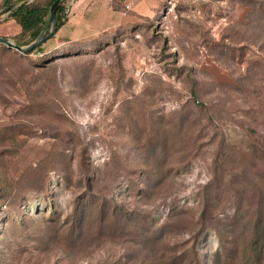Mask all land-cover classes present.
Here are the masks:
<instances>
[{
    "label": "rangeland",
    "instance_id": "rangeland-1",
    "mask_svg": "<svg viewBox=\"0 0 264 264\" xmlns=\"http://www.w3.org/2000/svg\"><path fill=\"white\" fill-rule=\"evenodd\" d=\"M140 1L87 50L0 45V264H264V0Z\"/></svg>",
    "mask_w": 264,
    "mask_h": 264
},
{
    "label": "crops",
    "instance_id": "crops-1",
    "mask_svg": "<svg viewBox=\"0 0 264 264\" xmlns=\"http://www.w3.org/2000/svg\"><path fill=\"white\" fill-rule=\"evenodd\" d=\"M149 9L140 0H76L63 25L46 44L55 50L65 44L97 39L123 26L128 15L147 16Z\"/></svg>",
    "mask_w": 264,
    "mask_h": 264
},
{
    "label": "trees",
    "instance_id": "trees-1",
    "mask_svg": "<svg viewBox=\"0 0 264 264\" xmlns=\"http://www.w3.org/2000/svg\"><path fill=\"white\" fill-rule=\"evenodd\" d=\"M54 2L55 0H50L48 3L40 4L35 3L34 1L29 2V0H2V8L8 12V17L14 20L20 28L18 41L16 42L18 46H28L39 37L45 28L50 7ZM125 10L127 11V9ZM67 12L68 9L66 7H63L62 5L59 6L57 13V30L65 22ZM99 38L100 37L94 40L65 44L62 47L55 49L53 53L59 54L60 52L66 51L77 52L79 50H87L88 48L95 46ZM42 44L25 53V55L29 56L35 50L41 48Z\"/></svg>",
    "mask_w": 264,
    "mask_h": 264
},
{
    "label": "water",
    "instance_id": "water-1",
    "mask_svg": "<svg viewBox=\"0 0 264 264\" xmlns=\"http://www.w3.org/2000/svg\"><path fill=\"white\" fill-rule=\"evenodd\" d=\"M61 1H63V0H55V2L50 7L49 15H48V19H47L45 28L42 31V33L39 35V37L34 42H32L31 44H29L26 47H20L16 43H14V42L6 39V38H0V45H4L8 49H12V50L18 51L22 54H25V53L31 51L36 46H38V45L44 43L45 41H47L48 39H50L57 31V13H58V9H59ZM46 31H48V34H45Z\"/></svg>",
    "mask_w": 264,
    "mask_h": 264
}]
</instances>
